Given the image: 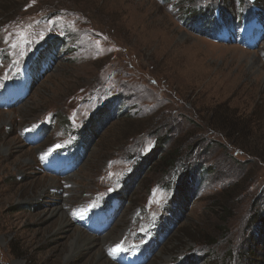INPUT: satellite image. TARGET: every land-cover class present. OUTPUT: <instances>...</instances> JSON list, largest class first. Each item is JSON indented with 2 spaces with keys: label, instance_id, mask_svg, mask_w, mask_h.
Listing matches in <instances>:
<instances>
[{
  "label": "rangeland",
  "instance_id": "rangeland-1",
  "mask_svg": "<svg viewBox=\"0 0 264 264\" xmlns=\"http://www.w3.org/2000/svg\"><path fill=\"white\" fill-rule=\"evenodd\" d=\"M209 7L222 10L219 38L185 20ZM244 25L257 28L253 48ZM61 37L71 52L42 64ZM0 88L12 95L0 108V264H264V228L250 221L264 211V0H0ZM165 136L182 145L177 168L163 178L149 162L139 175ZM197 166L195 199L169 218ZM78 231L122 238L77 249Z\"/></svg>",
  "mask_w": 264,
  "mask_h": 264
},
{
  "label": "trees",
  "instance_id": "trees-1",
  "mask_svg": "<svg viewBox=\"0 0 264 264\" xmlns=\"http://www.w3.org/2000/svg\"><path fill=\"white\" fill-rule=\"evenodd\" d=\"M215 8V7H214ZM214 8L213 7H209L208 9H199V8H194L191 11H189L187 14H185L186 17V21H190L187 26L192 27V29H194V31L199 32L197 29L194 28V26H190V25H195V24H199V27L202 30L207 31L210 27V25H212L211 23L213 22V15H214ZM186 26V27H187ZM62 38V39H61ZM61 38H56L53 39L51 41H49L48 43L46 42L44 47L41 48V51L37 54L38 56H36V58H41V62L42 64L46 63L48 64L47 61V57L49 55H52L56 52H58L59 50H67V40L65 39V37H61ZM68 52H71V49L67 50ZM41 70V69H40ZM124 98V97H123ZM122 99V95L117 96V101L116 103L118 104L119 101ZM110 108V107H108ZM105 116V115H104ZM104 118V117H103ZM103 118H99L100 123L97 124L98 127L101 129L105 123H107L109 121V119L105 120L106 117ZM96 124V123H95ZM50 128V127H49ZM91 128H94V125L91 126ZM90 131V130H89ZM86 133H84L85 135ZM172 139H170V137L165 136L162 137L161 139H158L156 141L155 144V148L152 150L151 155L149 157H147V160H149L148 162H146V164L143 165H139L137 166V173L140 175L145 173V168L149 165V162H155L157 163L158 161H160V165H161V170L159 171L161 174H163V178L168 177V175L177 168L178 163L182 160L184 152L182 153V145L180 147H176V144H178L177 142L174 143V145L172 147L168 148L169 143L171 142ZM87 140L85 138V141L82 140V143H80V150L86 149V145L87 144ZM179 146V145H177ZM192 148V147H191ZM194 148V147H193ZM213 169L210 170V173L208 174H212ZM196 176L197 179H196ZM207 176V170L203 167V166H197L195 168H190V170H187L183 176L180 177L179 179V184L177 186V190H176V195L174 197V200L170 203V217L169 218H175L178 210L180 209H187L189 203L191 201H193L196 197L197 191H198V182L199 180L205 179V177ZM195 180V181H194ZM123 198V197H122ZM124 202V200H123ZM226 203V202H224ZM221 204L216 205V207H220L223 208L222 210L225 209V207ZM264 206V204H263ZM168 220V219H165ZM170 221V219H169ZM251 221V225L255 226V225H262L264 228V211L262 213H257V215L252 216V218H250ZM259 237V236H258ZM254 239H257V237H253V239L251 241H253ZM215 243H205V245H214ZM255 249V247L251 246L250 244L244 249V257L243 260L247 261V260H252V252ZM13 254L17 257V255L13 252ZM197 260V259H196ZM185 264H189V261L185 262Z\"/></svg>",
  "mask_w": 264,
  "mask_h": 264
},
{
  "label": "bare ground",
  "instance_id": "bare-ground-1",
  "mask_svg": "<svg viewBox=\"0 0 264 264\" xmlns=\"http://www.w3.org/2000/svg\"><path fill=\"white\" fill-rule=\"evenodd\" d=\"M53 184L56 185L55 181L53 182ZM65 207H67V205H65ZM56 213H57V215H59V217L62 220V224H61L62 229L64 228V230H68L70 227H72L71 221L67 218L66 211H65V209H63V206L58 207L56 209ZM77 236H78V241L75 242V248H77V249H81L83 246L86 248H91V249H94V248L102 249V247L105 246V247L111 249V247L113 245L119 244V241L122 238V236L112 238L110 243H108L106 241L103 243H98L94 239L90 238L83 231H78ZM72 252H74V249L72 250ZM100 259L103 261V263H106L107 256L100 254Z\"/></svg>",
  "mask_w": 264,
  "mask_h": 264
},
{
  "label": "snow or ice",
  "instance_id": "snow-or-ice-1",
  "mask_svg": "<svg viewBox=\"0 0 264 264\" xmlns=\"http://www.w3.org/2000/svg\"><path fill=\"white\" fill-rule=\"evenodd\" d=\"M43 158V157H42ZM76 215H79L80 213H75ZM114 251H123V249L122 248H117L116 250H114Z\"/></svg>",
  "mask_w": 264,
  "mask_h": 264
}]
</instances>
